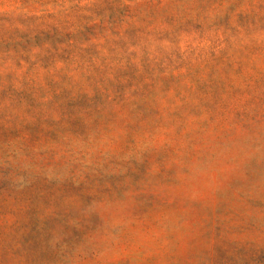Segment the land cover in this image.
Segmentation results:
<instances>
[{
  "label": "rangeland",
  "instance_id": "374dc122",
  "mask_svg": "<svg viewBox=\"0 0 264 264\" xmlns=\"http://www.w3.org/2000/svg\"><path fill=\"white\" fill-rule=\"evenodd\" d=\"M0 264H264V0H0Z\"/></svg>",
  "mask_w": 264,
  "mask_h": 264
}]
</instances>
